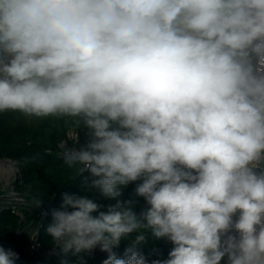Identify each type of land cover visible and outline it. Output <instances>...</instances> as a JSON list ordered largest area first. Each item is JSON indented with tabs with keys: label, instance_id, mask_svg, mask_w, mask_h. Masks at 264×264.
<instances>
[{
	"label": "clouds",
	"instance_id": "clouds-1",
	"mask_svg": "<svg viewBox=\"0 0 264 264\" xmlns=\"http://www.w3.org/2000/svg\"><path fill=\"white\" fill-rule=\"evenodd\" d=\"M9 111L86 130L65 163L114 202L63 193L46 229L78 264H149V234L150 264H264V0H0Z\"/></svg>",
	"mask_w": 264,
	"mask_h": 264
},
{
	"label": "trees",
	"instance_id": "trees-1",
	"mask_svg": "<svg viewBox=\"0 0 264 264\" xmlns=\"http://www.w3.org/2000/svg\"><path fill=\"white\" fill-rule=\"evenodd\" d=\"M69 130L78 132L77 147L86 143V130L79 129L70 117L28 118L19 112L0 113V159L15 161L22 176V180L15 184V190L22 199L18 206L25 216L24 222L18 223L19 216L11 208L0 210V247L11 248L19 254L15 264H78L80 258L71 252L60 253L57 257L46 260L19 253L21 243L25 245L29 237L28 232L36 223L38 226L34 233L37 238L45 247L52 245L51 237L46 231L52 220L50 210L60 208L63 193L95 197L103 206L114 202L107 200L98 190L84 185L83 178L76 176L78 165L69 167L65 158L58 155V144L66 138ZM87 175L85 173V176ZM134 188L135 183L130 184L125 189L123 198L132 199ZM36 199L41 202L40 206L33 204ZM142 207L143 199L137 198L136 210L139 211ZM101 210L105 209L102 207ZM21 228L27 231L20 238L18 233ZM129 243V240H122L120 246L114 249L118 257L124 256V250ZM138 247L150 264L155 259H167L174 245L167 239L157 240L149 234L147 241ZM106 256L103 252L98 263L102 264Z\"/></svg>",
	"mask_w": 264,
	"mask_h": 264
},
{
	"label": "built area",
	"instance_id": "built-area-1",
	"mask_svg": "<svg viewBox=\"0 0 264 264\" xmlns=\"http://www.w3.org/2000/svg\"><path fill=\"white\" fill-rule=\"evenodd\" d=\"M78 144V132L75 130H69L66 133V138H64L59 144H58V155L61 158H65V154L73 147H77ZM78 148V147H77ZM2 159H0L1 161ZM6 161V160H3ZM8 162H11L13 167L15 168L14 171H6L1 172L0 171V179H4L5 182L2 186V192L0 194V210L3 208H11L16 212V214L19 216L18 223L21 224L25 220V216L23 215L20 207L22 203V199L19 196V194L16 192L14 185L19 180V167L14 166L17 163L13 160H8ZM0 185H2V182L0 181ZM29 216L32 217V214ZM20 232V231H19ZM18 237H20V234L18 233ZM34 237L33 240H31ZM19 253L26 254L29 257L35 258V259H53L57 257L61 252L60 249L53 244L49 247H45L41 241L37 238L36 233H34L29 241L23 246V251L20 250ZM106 254V253H105ZM103 255V252H99L98 249L94 250L91 253H85L83 254L82 264H94L97 260H100ZM107 255V254H106ZM105 257V255H104Z\"/></svg>",
	"mask_w": 264,
	"mask_h": 264
},
{
	"label": "rangeland",
	"instance_id": "rangeland-1",
	"mask_svg": "<svg viewBox=\"0 0 264 264\" xmlns=\"http://www.w3.org/2000/svg\"><path fill=\"white\" fill-rule=\"evenodd\" d=\"M14 166H17V164L16 165H14ZM22 180V176H21V171H20V169H19V180L16 182V183H19L20 181ZM0 181L2 182V185H0V194H1V192H2V186H3V184H4V182H5V180L4 179H0ZM4 185H6V184H4ZM14 188H15V185H14ZM24 231H27V230H25V228H21L20 229V232H19V234H20V238H21V236L24 234ZM30 233L28 232V235H29ZM29 241V239L26 241V243ZM25 243V244H26ZM104 259V258H103ZM99 262V260H97L94 264H99L98 263ZM90 264V263H89Z\"/></svg>",
	"mask_w": 264,
	"mask_h": 264
},
{
	"label": "bare ground",
	"instance_id": "bare-ground-1",
	"mask_svg": "<svg viewBox=\"0 0 264 264\" xmlns=\"http://www.w3.org/2000/svg\"><path fill=\"white\" fill-rule=\"evenodd\" d=\"M14 171L15 168L13 167V165L11 164V162L8 161H0V171L1 172H6V171Z\"/></svg>",
	"mask_w": 264,
	"mask_h": 264
},
{
	"label": "water",
	"instance_id": "water-1",
	"mask_svg": "<svg viewBox=\"0 0 264 264\" xmlns=\"http://www.w3.org/2000/svg\"><path fill=\"white\" fill-rule=\"evenodd\" d=\"M2 160H6V161H8L9 159L3 158ZM37 226H38V223H36V224L32 227V231H34V230L36 229ZM33 239H34V237H33L31 240H33ZM20 250L23 251V244H22V243H21V245H20Z\"/></svg>",
	"mask_w": 264,
	"mask_h": 264
},
{
	"label": "crops",
	"instance_id": "crops-1",
	"mask_svg": "<svg viewBox=\"0 0 264 264\" xmlns=\"http://www.w3.org/2000/svg\"><path fill=\"white\" fill-rule=\"evenodd\" d=\"M26 233V231H24V234ZM30 234H29V237H28V239H30V237L34 234V231H32V230H30V232H29Z\"/></svg>",
	"mask_w": 264,
	"mask_h": 264
}]
</instances>
